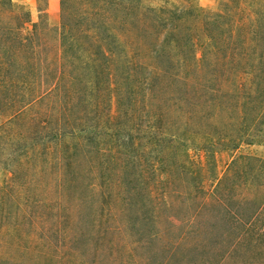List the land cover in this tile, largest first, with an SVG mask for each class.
<instances>
[{
    "label": "rangeland",
    "instance_id": "obj_1",
    "mask_svg": "<svg viewBox=\"0 0 264 264\" xmlns=\"http://www.w3.org/2000/svg\"><path fill=\"white\" fill-rule=\"evenodd\" d=\"M0 264H264V0H0Z\"/></svg>",
    "mask_w": 264,
    "mask_h": 264
}]
</instances>
